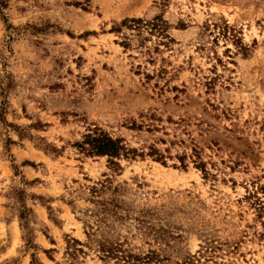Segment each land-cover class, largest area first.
<instances>
[{
  "label": "rangeland",
  "instance_id": "1",
  "mask_svg": "<svg viewBox=\"0 0 264 264\" xmlns=\"http://www.w3.org/2000/svg\"><path fill=\"white\" fill-rule=\"evenodd\" d=\"M0 2V264H264V0Z\"/></svg>",
  "mask_w": 264,
  "mask_h": 264
},
{
  "label": "trees",
  "instance_id": "2",
  "mask_svg": "<svg viewBox=\"0 0 264 264\" xmlns=\"http://www.w3.org/2000/svg\"><path fill=\"white\" fill-rule=\"evenodd\" d=\"M1 3V2H0ZM0 5H3L2 3ZM138 22L140 23L141 19H129L124 21L125 22ZM154 26L156 23H152ZM158 26V25H157ZM160 28L162 26L160 25ZM126 44V43H125ZM81 148L84 149L87 154H97V155H108L109 157L118 158L122 154L128 155L129 152L126 149V146L122 144V140L120 138H113L108 133L104 131L95 132L93 134H87L85 136V141L82 143ZM111 163L115 164L114 160H110ZM78 241V240H76ZM104 252L111 253L112 248L105 250Z\"/></svg>",
  "mask_w": 264,
  "mask_h": 264
}]
</instances>
